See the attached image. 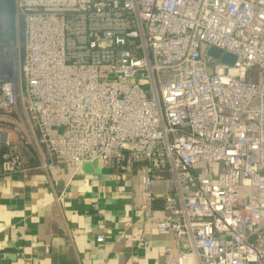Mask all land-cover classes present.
Listing matches in <instances>:
<instances>
[{
  "label": "built area",
  "instance_id": "2783aa9c",
  "mask_svg": "<svg viewBox=\"0 0 264 264\" xmlns=\"http://www.w3.org/2000/svg\"><path fill=\"white\" fill-rule=\"evenodd\" d=\"M13 17L2 173L103 161L173 232L161 264H264V0H13Z\"/></svg>",
  "mask_w": 264,
  "mask_h": 264
},
{
  "label": "crops",
  "instance_id": "0c3cea01",
  "mask_svg": "<svg viewBox=\"0 0 264 264\" xmlns=\"http://www.w3.org/2000/svg\"><path fill=\"white\" fill-rule=\"evenodd\" d=\"M39 164L33 156L26 172L0 171V264H161L175 247L173 232L157 230L111 164ZM162 207L157 198L153 208Z\"/></svg>",
  "mask_w": 264,
  "mask_h": 264
},
{
  "label": "water",
  "instance_id": "95a60500",
  "mask_svg": "<svg viewBox=\"0 0 264 264\" xmlns=\"http://www.w3.org/2000/svg\"><path fill=\"white\" fill-rule=\"evenodd\" d=\"M0 25H1V34L4 39H9L13 33V14L11 10V5L9 0H0ZM22 25H24L22 23ZM22 43L25 41L24 33L20 35ZM209 55L214 57H221L224 60L229 62H234L235 55L223 51L220 47L212 45L207 50ZM8 138V132L6 130H0V140L5 142Z\"/></svg>",
  "mask_w": 264,
  "mask_h": 264
},
{
  "label": "rangeland",
  "instance_id": "374dc122",
  "mask_svg": "<svg viewBox=\"0 0 264 264\" xmlns=\"http://www.w3.org/2000/svg\"><path fill=\"white\" fill-rule=\"evenodd\" d=\"M2 34H1V25H0V58L1 61H5V59L9 58L11 61H13L14 63H16V67L19 66V58L20 55L23 52V44L21 43V47L19 48V46H11L9 47V45L7 46L4 41L1 39ZM22 42V41H21ZM9 47V48H6ZM55 131H57V129H55Z\"/></svg>",
  "mask_w": 264,
  "mask_h": 264
},
{
  "label": "trees",
  "instance_id": "16d2710c",
  "mask_svg": "<svg viewBox=\"0 0 264 264\" xmlns=\"http://www.w3.org/2000/svg\"><path fill=\"white\" fill-rule=\"evenodd\" d=\"M10 2V5H11V10H12V14H13V0H9ZM1 39L4 41V43L9 47L10 45L11 46H14L17 44V42L19 41V37H18V34L16 33V23H15V20H14V17H13V33L11 35V37L9 39H4L3 37H1ZM9 47H6V48H9ZM0 171H1V168H0Z\"/></svg>",
  "mask_w": 264,
  "mask_h": 264
}]
</instances>
